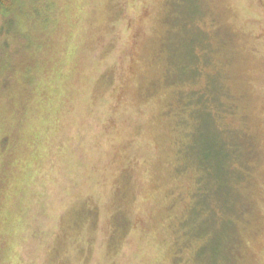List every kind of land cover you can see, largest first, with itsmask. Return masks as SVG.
<instances>
[{"label": "rangeland", "instance_id": "rangeland-1", "mask_svg": "<svg viewBox=\"0 0 264 264\" xmlns=\"http://www.w3.org/2000/svg\"><path fill=\"white\" fill-rule=\"evenodd\" d=\"M208 81L223 107L191 117L182 99ZM208 119L248 160L244 215L228 172L190 165L211 159ZM2 201L0 264H264V0H16Z\"/></svg>", "mask_w": 264, "mask_h": 264}, {"label": "trees", "instance_id": "trees-1", "mask_svg": "<svg viewBox=\"0 0 264 264\" xmlns=\"http://www.w3.org/2000/svg\"><path fill=\"white\" fill-rule=\"evenodd\" d=\"M15 2L16 0H0V21L2 18V14L3 12H7L8 10H11L14 6H15ZM205 35L202 34V40L198 41V45L202 46L203 51V55H204V59L207 56L204 48V44H205ZM209 56V61L207 58V61L205 62L206 64L210 63V52H208ZM195 60V57H194ZM194 76L191 77L192 79L197 76L199 74V71L197 69H195L193 71ZM190 79V78H188ZM209 82V83H208ZM206 85L202 90H192V91H187V94L189 93L190 96L188 97L189 99L185 98V101L182 99V104H183V108H191L190 114L191 117L193 116L194 111L197 108H203L205 109V114L208 116L209 118V114L211 113L208 109H209V103H212L213 100L216 102L217 107L219 108V110L222 109L223 107V103L224 101L222 100V95L223 92H221V98L219 97V90L218 89H212V87L210 86L211 81H208ZM216 90V92H215ZM183 97L186 96L185 90H183ZM195 95L198 96V98L195 97ZM196 106V107H195ZM194 109V111H193ZM196 112V111H195ZM209 113V114H208ZM204 126L207 127L208 130V126L210 125V121L209 119L207 121H203ZM210 131L208 130V135L206 138H204L205 140V151H210L211 152V159H205L204 163H202L201 167L197 164H195L194 161H192L193 163H190L191 167H193V170L196 171L197 174V170H201V171H206L207 169H212L213 167L216 169H222L224 170L223 172H228V176L226 178L222 177L221 175H219L218 178L222 177L223 179H225L228 184L230 183L235 189L234 192L235 194V198H234V202L232 204V209L234 208V214L236 215H244L245 211H243L240 208L239 205V199L238 195H241V189L242 187H240V185L244 184V182H249L251 180V175H249L248 173V177H247V169H248V160L245 159V156L243 153H241V149H240V144L239 142L234 139L231 141V143L229 144L227 141L224 140V143L220 140H218V138H212L210 137ZM236 135V134H235ZM213 140L215 141L214 145H213ZM206 146L208 147V150L206 149ZM187 146L184 145V148H186ZM183 146H182V151L184 150ZM230 148V149H229ZM214 158V159H212ZM5 165V163H3ZM187 162H185L184 165L187 166ZM183 165V166H184ZM178 172H181V169H179ZM206 178L205 175H202V177H200L199 181H197L196 178V183H199L201 185L200 190L202 191L201 193H203V195L206 194V187L207 185L205 184ZM33 195V193H32ZM243 200V199H242ZM241 203V202H240ZM243 203V202H242ZM3 201L0 202V207H3ZM219 210H225L228 209V203L223 202L218 206ZM231 209V212H232ZM209 209L206 210V212H208ZM123 213V212H122ZM21 232V231H20ZM19 235H16V233L13 234V238L17 237ZM8 243V240L6 238L5 240ZM174 243H178V239H176ZM175 255L174 253H172V255H174L173 257L176 258V264L179 263V256L180 254L177 253L179 252L177 249L175 250ZM178 262V263H177ZM22 262L19 261V264H21ZM180 264V263H179Z\"/></svg>", "mask_w": 264, "mask_h": 264}]
</instances>
